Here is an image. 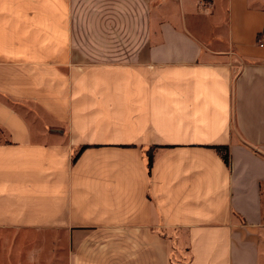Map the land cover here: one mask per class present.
Returning a JSON list of instances; mask_svg holds the SVG:
<instances>
[{"label": "crops", "instance_id": "crops-1", "mask_svg": "<svg viewBox=\"0 0 264 264\" xmlns=\"http://www.w3.org/2000/svg\"><path fill=\"white\" fill-rule=\"evenodd\" d=\"M0 264H264V0H0Z\"/></svg>", "mask_w": 264, "mask_h": 264}, {"label": "trees", "instance_id": "trees-1", "mask_svg": "<svg viewBox=\"0 0 264 264\" xmlns=\"http://www.w3.org/2000/svg\"><path fill=\"white\" fill-rule=\"evenodd\" d=\"M85 148L82 147V149ZM216 148L222 153V156L224 158V160L226 162L229 161V149H228V146H216ZM80 154V152L77 154V156ZM152 159H153V155L152 153L149 154V164L152 165Z\"/></svg>", "mask_w": 264, "mask_h": 264}]
</instances>
